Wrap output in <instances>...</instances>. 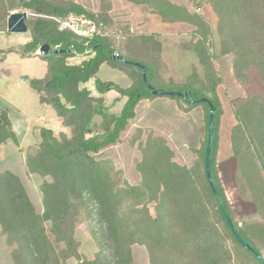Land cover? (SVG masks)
<instances>
[{
    "label": "trees",
    "instance_id": "trees-1",
    "mask_svg": "<svg viewBox=\"0 0 264 264\" xmlns=\"http://www.w3.org/2000/svg\"><path fill=\"white\" fill-rule=\"evenodd\" d=\"M100 1L98 11L91 13L75 0H0L1 32H6L11 13L19 9L27 12L30 41L18 48L21 55L33 54L42 44L71 51L38 53L47 64L45 77H21L39 94L41 103L52 108L69 134L55 136L43 129L39 144L25 152L27 173L42 179L40 212L30 200L23 179L9 171L0 172V230L13 263L134 264L132 247L136 245L145 249L148 264H259L235 240L222 210L228 213L239 236L264 261V88L232 103L237 123L230 142L237 161V187L241 197L255 206L253 219L240 220L226 196L216 163L222 116L217 87L222 80L216 71V55L210 53L211 27L199 13L169 0H123L145 6L162 22L185 23L193 28L190 38L178 46L196 57L201 73L193 69L182 83H175L162 77V46L154 34L123 31L120 36L98 35L87 42L58 30L55 19L70 14L111 28V0ZM205 2L217 18V56L229 58L233 76L243 88L249 85L252 73L264 87V0ZM114 53L118 57H113ZM78 55L83 57L79 63L69 62ZM103 64L122 71L131 84L121 88L99 80L97 73ZM135 64L144 67L148 83L156 90L187 93L191 103L167 98L183 103L185 110L201 107L206 129L209 105L213 106L210 168L217 196L212 194L204 173L207 135L199 148L192 150L196 159L186 167L173 160L165 138L136 129L127 140L140 151V160L135 163L140 181L135 185L124 180L122 171L104 157L120 142L138 102L160 97L146 88L143 73ZM89 82L92 89L87 87ZM109 91L125 100L118 113L104 104ZM201 98L206 102L192 103ZM8 140L15 141V135L6 114L0 113V145ZM78 210L83 212L95 244L93 256L79 252L74 220Z\"/></svg>",
    "mask_w": 264,
    "mask_h": 264
},
{
    "label": "crops",
    "instance_id": "crops-1",
    "mask_svg": "<svg viewBox=\"0 0 264 264\" xmlns=\"http://www.w3.org/2000/svg\"><path fill=\"white\" fill-rule=\"evenodd\" d=\"M79 1L87 10L90 0ZM169 1L176 5H181L183 2L182 0ZM206 13L209 14V11ZM108 14L115 25L117 23L127 24L131 28L137 26L138 33L156 35L162 46L161 57L165 66L162 73L164 80L171 79L175 83H182L193 69H197L201 73L196 57L190 51L178 46V43L189 37L188 33L193 29L190 25L162 22L145 6L134 5L123 0H111V9ZM29 41L27 33L10 34L0 31V113L6 114L15 135V141L8 140L0 145V172L9 171L21 177L25 182L30 200L32 201L31 197H34L41 209L39 185L42 179L27 173L24 161L25 152L28 148L36 147L39 144L40 133L43 129L51 131L55 136L60 133L68 135L69 132L61 126L52 108L41 103L39 94L21 81L22 76L42 79L46 75L47 64L38 54L23 56L19 53L18 48ZM82 59L83 57L78 55L70 58L69 62L77 64ZM220 69L223 72L219 74V77L226 85L227 91L234 94L238 86L237 83L235 84V78L232 79L234 76L230 63L220 64L217 70ZM100 72H103V77L98 75ZM97 78L101 81L115 83L121 88H127L131 84L130 79L122 71L107 64L100 66ZM87 87L92 89V82H89ZM217 95L222 108L216 157L219 178L226 195L230 194L237 206L240 208L250 207V202L241 198L236 182L237 161L233 157L230 136L231 130L237 122L232 112V104L230 107L226 106L225 96L220 95L219 87H217ZM124 102L125 100L119 98L114 91H109L104 95V104L109 106L113 113H118ZM134 113V118L121 134L120 140L124 134L132 135L136 129L152 132L154 135L166 139L167 145L173 151V160L177 164L186 167L192 165L193 156H195L192 150L199 148L206 135L204 112L201 107L185 110L183 103L160 96L139 101ZM30 182L35 184L31 185ZM252 208V218H254L255 207L253 204ZM235 214L240 217L237 212ZM244 214V216L247 215ZM0 264H14L10 248L6 244L5 237L1 234V230Z\"/></svg>",
    "mask_w": 264,
    "mask_h": 264
},
{
    "label": "rangeland",
    "instance_id": "rangeland-1",
    "mask_svg": "<svg viewBox=\"0 0 264 264\" xmlns=\"http://www.w3.org/2000/svg\"><path fill=\"white\" fill-rule=\"evenodd\" d=\"M75 1L78 4H80L79 0L78 1L75 0ZM182 1L183 2L181 5L187 6L188 9L192 12L199 13L212 29L211 53L216 55V60H217L216 61V71H217V75L219 76V74H221L223 71L221 69L217 70L218 66L220 64L222 65L223 63L229 64V58L217 56L218 55V36L216 34V31H215L217 18L215 17V15L212 11H211L212 12V14H211V12H210L211 7L209 6V4H207L205 2V0H182ZM100 2H101L100 0H90L89 6L87 7V11H89L91 13H96L99 9ZM80 5H82V4H80ZM197 5H199V6H197ZM23 11L24 10L19 9L17 12H23ZM206 11H209V14H207ZM111 28L120 29L121 32H123V31H128L130 33H138L139 32V28L137 26H133V28H131L127 24H118L117 23V25H115L114 22H113V26ZM190 33H188V35ZM117 36H120V35H117ZM189 38H190V35L187 38V40ZM98 75L100 77L104 76L103 72H100ZM232 79H234V77ZM236 83L237 82L235 80V84ZM237 86H238V88L236 89V92L234 94L227 91L228 89L223 82H221V84L218 86L220 95L225 96V103H226V106H228V107H230V104H232L233 102L240 101L241 99L245 98L250 93L261 91L264 88L260 84V81L258 80L256 75L253 73L250 74V82H249V85L247 86V88H243L239 83H237ZM129 137H131V135L124 134L122 140H120V142L116 145V147L114 149L108 150L104 153V157L113 161L115 167L122 171V177L124 180L128 181L132 185H135V184H138L140 181V178L138 177L139 175L135 170V163L138 160H140V151L136 146L129 145V143L127 141L129 139ZM193 158L195 160L196 156H193ZM30 183H31V185H32V183L35 184L34 182H30ZM30 192L32 193V190ZM226 196L230 202L231 207L234 206V208H232L234 213L237 212L240 215V217H237V215L235 214L237 219H240V220H242V219H253L252 218V216H253V214H252L253 202L252 201H250L249 199L241 197L243 200L250 202V204H249L250 207L240 208L239 206H237V204H235V202L233 201V198L231 197L230 194H227ZM31 199H32V202L34 204L36 211L40 212L41 209H39V204L37 203L36 199L34 197H31ZM242 212L247 214L246 215L247 218H245L246 216H244L245 214ZM74 220L76 223V236L75 237L79 241V244H80V246H79L80 254H82L84 256H93L96 252L95 244H94V242H93V240L89 234L87 224L85 221V217H84V214L81 210H78L75 212V219ZM49 238H50L51 242L56 246L57 252L60 253L61 252L60 247L56 244L54 238L50 235H49ZM132 258H133L134 264H148L147 253H146L145 249L141 246L134 245L132 247ZM65 264H74V262L68 261Z\"/></svg>",
    "mask_w": 264,
    "mask_h": 264
},
{
    "label": "water",
    "instance_id": "water-1",
    "mask_svg": "<svg viewBox=\"0 0 264 264\" xmlns=\"http://www.w3.org/2000/svg\"><path fill=\"white\" fill-rule=\"evenodd\" d=\"M27 13L25 11L23 12H15L11 13L9 17L6 20V31L10 34H26L28 32L27 26H26V20H27ZM71 51L63 50V49H56L51 48L50 46L46 44H42L39 46V53L43 55H52V54H65L70 53ZM135 66L142 71L143 73V82L146 86V88L153 94V95H159V96H166V97H178L181 98L183 101L189 102V98L187 93H181V92H174V91H163V90H156L153 88L147 81L146 75L144 72V67L140 64H135ZM206 100L204 98L198 99L193 104H200L205 103ZM213 106L209 105V118L207 123V129H206V144H205V151H204V173L207 179V183L210 187V190L214 196H217V192L213 186V182L211 179V168H210V152H211V145L213 141ZM222 214L224 217V220L230 229L233 237L235 240L242 245L248 252H250L258 261L259 264H264V261L261 256H259L256 251L248 244L246 243L238 234L236 228L234 227L233 223L231 222L229 215L226 211L222 210Z\"/></svg>",
    "mask_w": 264,
    "mask_h": 264
},
{
    "label": "built area",
    "instance_id": "built-area-1",
    "mask_svg": "<svg viewBox=\"0 0 264 264\" xmlns=\"http://www.w3.org/2000/svg\"><path fill=\"white\" fill-rule=\"evenodd\" d=\"M58 24L59 31H67L78 38L84 39L87 42L94 39L96 36L120 35V29L109 28L106 29L102 23H97L93 19L83 15L70 14L63 19H55ZM36 54L39 53V46L37 47ZM88 51L85 52L87 54ZM211 53V50H210ZM113 57H118L116 53ZM240 226V224H238Z\"/></svg>",
    "mask_w": 264,
    "mask_h": 264
}]
</instances>
